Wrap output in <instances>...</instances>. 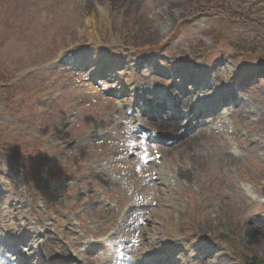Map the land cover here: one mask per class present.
Masks as SVG:
<instances>
[{"label": "rangeland", "instance_id": "1", "mask_svg": "<svg viewBox=\"0 0 264 264\" xmlns=\"http://www.w3.org/2000/svg\"><path fill=\"white\" fill-rule=\"evenodd\" d=\"M69 51L87 65L96 55L120 63L141 97L172 84V68L196 66L201 85L185 94L231 86L242 109L224 108L211 118L221 130L170 153L178 136L165 145L132 134L139 123L151 136L143 112L125 114L128 87L88 92L85 68L60 62ZM142 57L159 73L132 72ZM262 60L264 0H0V228L30 222L19 238L27 254L50 236L63 264H90L102 244L118 256L121 243L148 263L161 238L163 256L183 264H214L197 246L223 254L219 264H264V78L252 70ZM237 74L253 76L251 87L237 90ZM6 233L0 264H20Z\"/></svg>", "mask_w": 264, "mask_h": 264}, {"label": "bare ground", "instance_id": "2", "mask_svg": "<svg viewBox=\"0 0 264 264\" xmlns=\"http://www.w3.org/2000/svg\"><path fill=\"white\" fill-rule=\"evenodd\" d=\"M99 9L102 10V8H99ZM102 11H104V9ZM96 57L97 58L93 60L96 63L92 64L90 66L88 65L85 69V71H88L90 73L88 75L87 79L94 81V83H91V84H94V86L89 85V84H87L85 86V89L88 92L97 93V91H100L98 88L99 84H104L105 87H107L108 84L111 82V81H109L110 79H107V75L112 77L111 80H113L114 85L118 87L116 89L117 92L121 91L122 89H124L126 87H128V89L130 91H133L134 87L138 88L137 84L135 85V84L131 83L132 78H127V76L125 74L122 75L120 73V71L123 69V66L120 63L115 62V63H112L111 65H104L105 63H103V62L106 61V58H99L97 55H96ZM143 59H147V58L146 57H142L141 59L138 58L136 60L135 68L132 69V67H134V66H132L130 68V70H132V72H135V73L137 71H140V73H143V72L145 73V72H149V71H152V72L154 71V72L159 73V71L157 69H149L147 67V64L145 62H143ZM130 62L132 63V60ZM193 69H196V66H186L184 69L182 67L175 68L174 73L186 74V75H182V76L188 82L187 84H190V83H193V81L195 80L193 77L195 75ZM195 72H196V70H195ZM172 77H173V75H172ZM95 83L97 85H95ZM196 83H198V82H196ZM185 87H186V85L185 86H183V85L179 86V85L172 82V84H170L168 87L164 88V90L162 89L160 91L161 92L160 96L162 97L160 99H162V101L160 99H157L156 93H152V92L147 93L144 95L143 100L147 103V105L149 107L154 109L153 113L149 115V113L147 111H145V109H143V111H142L137 103L135 105L137 107V110L134 111V113L132 112L131 118L137 119V117H138L137 114L141 113V112H143L144 115L146 116V118H148V119L142 118L141 121H143V123L148 127V129L151 132L150 133L151 136L149 137L150 140H152L155 136L160 135V137L157 139V142L166 145L170 136H173V137L178 136V141L175 142L176 144L174 143L173 146L167 147L166 148L167 150L165 149L166 151H168L170 153H179L180 151L185 152V150H187L189 143L191 142V140L193 138L194 139H201V138H205L208 135L211 137L217 129L221 130V128H219V126H221V125H218V124L215 125V123L211 121L212 120L211 118H214L216 116V115L215 116H212V115H214V114L219 115L220 111L217 110V111L210 113L211 111L206 109L209 106V105L205 104L206 100H203L200 103L201 105L199 106L197 104L198 99L192 95L191 91H189L188 94L184 93L185 90H187V89H185ZM228 92L230 93L231 89H229V88L228 89H222V91L220 90L218 94L222 98V94H225ZM130 94L132 95V92ZM150 94H151V96H150ZM215 95L216 94L214 92L208 93V98H207V99H209L208 103L210 105L223 104V101H218L217 103H216V101H211L213 96H215ZM130 99H131V97L129 98V100ZM229 105L232 106V108L234 109L232 114L235 113L234 112L235 109H242L240 107L239 103L234 104L233 102H231ZM168 106H171L173 108L174 113H172V114L170 113V112H172V109L169 108ZM181 108L189 109V115L186 117L181 115L180 114ZM205 117H207V118H205ZM132 134H135V133L132 132ZM162 136H166L167 139L165 140V138H163ZM185 139H186V142L183 143L182 141ZM170 140H171V138H170ZM221 147L224 148V145H222ZM222 150H223L222 152H224V149H222ZM221 156H222L221 159L230 160V161L235 160V157L233 156V154L227 155L224 152L220 155V157ZM182 176L187 177V175L186 176L182 175ZM135 203L137 204V202H135ZM29 223L30 222H26L24 224V226L25 225L27 226L25 228H22L24 230H22V229L19 230V233L24 231L23 236L28 235V232H29L28 227L30 228V226H31V224H29ZM14 226H16V223H14ZM0 231L6 232L7 229L5 228V226H3L2 228H0ZM53 240L54 239H52L50 236H44V238H42L38 241H34V245L35 244L38 245L36 248L37 251L36 252H34V251L28 252V255L31 257V263L28 259L26 260V263H28V264H63V261L65 259H67L68 257L67 256L65 257V255L61 253V251H60L61 247L58 248L55 245V242ZM122 244H125V243H121L118 245L122 254L119 253L118 256H112V257H110L112 247L109 244H104V246L101 247V252L97 253V255L99 254V257L97 255H95L96 259L92 260L91 263L94 264L96 262L99 263L100 261H104V264H109V263L125 264V262L122 261V258L120 257V255L122 257H125V258H129V257L135 255L136 259H135L134 264H159L166 257L172 258V264H180V262H182V259L177 258L176 255H174V254H173V257H172V254L170 256L167 255L166 257L163 256V253L166 249V244L162 238L159 240V242L156 243V250L157 251L159 250L160 252H163V253L160 255H156V254L154 255L153 253L150 252L151 253L150 256H148V257L146 256V259L149 260L148 263L144 262V259L138 257V252L134 249L133 245L128 243L126 246H123ZM25 247L26 246H23L21 251L26 252ZM26 248H28V247H26ZM169 248L171 249V247H169ZM201 248L202 249H199L198 247H196L195 250L199 254V259L202 263H205L206 261L209 262L211 260L214 264H219V262H225L227 260L223 256V254H221V253L219 254L218 251H217V253H218V255H217L216 251H205V250H207L206 246H202ZM105 254L107 255V257L103 258V255H105ZM206 259H209V260H206ZM214 259H215V261H214ZM181 264H183V262Z\"/></svg>", "mask_w": 264, "mask_h": 264}, {"label": "trees", "instance_id": "3", "mask_svg": "<svg viewBox=\"0 0 264 264\" xmlns=\"http://www.w3.org/2000/svg\"><path fill=\"white\" fill-rule=\"evenodd\" d=\"M256 261H257L256 258H254V263H257ZM248 263H249V262H248ZM250 263H251V264H254V263L251 262V261H250ZM259 263H260V262H259ZM259 263H257V264H259Z\"/></svg>", "mask_w": 264, "mask_h": 264}, {"label": "water", "instance_id": "4", "mask_svg": "<svg viewBox=\"0 0 264 264\" xmlns=\"http://www.w3.org/2000/svg\"><path fill=\"white\" fill-rule=\"evenodd\" d=\"M260 64L264 67V60Z\"/></svg>", "mask_w": 264, "mask_h": 264}]
</instances>
